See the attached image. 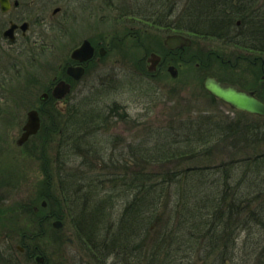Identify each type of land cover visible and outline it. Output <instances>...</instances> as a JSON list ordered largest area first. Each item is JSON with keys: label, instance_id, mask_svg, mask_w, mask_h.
Returning <instances> with one entry per match:
<instances>
[{"label": "rangeland", "instance_id": "rangeland-1", "mask_svg": "<svg viewBox=\"0 0 264 264\" xmlns=\"http://www.w3.org/2000/svg\"><path fill=\"white\" fill-rule=\"evenodd\" d=\"M87 1H89L88 6H86ZM96 1L99 7L98 13ZM189 1L71 0L69 38L64 41V45L54 48L35 47L32 52L31 48H25V54L18 61L10 60L7 72L11 76L9 84L11 92L0 95L4 98V101L0 100V111H3L0 117V264H45V262L46 264H95L76 238L74 227L70 223L71 219L62 204L57 187L59 176L62 178L65 176L62 172L64 170L59 169L60 166L66 167L67 173L70 172L68 169L78 168L77 166L87 159L82 154H76L75 158L73 160L70 158L69 161L63 147L67 131L73 129L76 135L78 129L84 130V124L76 128L69 124L65 126L67 120L72 122L68 117L71 116L73 109L74 112L82 111L83 107L79 105L82 99L83 101L96 99L102 108L113 106L116 110V113L113 112V115L105 120L107 127L106 131H103L104 135L92 138V142L83 141V139H91L84 136L81 137V142L73 144V146L80 144L82 149L93 144V147L97 148L95 150L99 151V154L93 152L88 154L91 164L86 161L81 170L78 168L79 170L75 172L83 173L85 177L94 181L99 179L98 182L105 179L101 196L99 193L100 197L109 196L106 190L113 185L112 194L118 200L121 191L112 184L114 181L112 182L107 175L113 174L115 170H124L123 172L130 178L139 173H152L154 176L158 175L157 178H161L160 175L163 177L167 172L192 166H217L233 158L243 159L244 156L254 158L264 154V136H262L254 142L255 138H252L248 145H242L241 142L231 144L227 141L223 142L225 144L223 148H220L219 144L215 145L210 153L201 157L203 159L187 158L154 164L138 158L141 153L157 154L166 150L164 133L168 134L166 130L169 129L166 125L170 119V123L176 127L175 118L186 117L195 110H209L213 114L223 113L231 118L239 116L229 106L211 99V96L205 93L203 83L207 76L237 81L254 90L264 99V74L254 64L245 60L236 64L238 59H245L248 52L217 39L189 37L192 41L191 46L184 48L183 53L179 54L183 62H180L181 59L176 61L179 71L176 79L165 71L163 75L153 78L151 75L155 71L145 70L138 64V59L149 51L163 52L164 39L171 33L151 27L142 42H136L137 40L127 35L131 36L132 33L138 32L137 28L144 30V27L142 23L125 20L122 17L124 12L137 10V13L142 15L145 11L149 16L153 14V10H157L163 16V21L159 24L166 22L175 24L181 21L180 18L184 15ZM59 3L64 5L62 1ZM49 13L51 15V12ZM99 32L108 51L102 62L96 68H92V71L90 69L87 72L85 78L76 85L67 98V103L70 109L72 108L71 112L67 110L63 114L53 110L50 113L52 116L46 114L44 117L46 122L53 118L55 123L53 125L52 122L45 123L38 136L23 145H18L27 113L39 106L37 101L42 94V88L45 87L44 83H48L54 76L58 62H66L70 50L81 39L84 37L94 39ZM7 56H10L8 52H5V56H0V63L7 64ZM251 57H255V54L252 53ZM31 58L35 59L32 62L27 61ZM148 65L150 66L149 62ZM142 69L144 73L141 72ZM20 82H23V85ZM92 91L100 95L88 96L87 94ZM254 118L248 116V120L256 124ZM45 128L48 130L46 131ZM71 165L72 167L67 168ZM108 180L110 181L107 182ZM260 201L264 202V196ZM118 202L120 203L113 211L117 220L125 209L123 201ZM48 212L51 214L59 212L61 219H45ZM165 213L168 218V212ZM56 221L62 223L61 228L53 227ZM245 222H249L251 227L253 224V228L250 232L235 230L238 238L241 237L242 244L233 253L232 260L226 261V264H264V224L251 220ZM160 227L157 222L155 230L157 234ZM3 234H8L11 239L4 240ZM24 235L27 236L26 243L37 248L41 257H44L42 261L38 262L36 258L31 260L27 253H21L22 251L18 249V246L23 247L21 239ZM145 249H150L149 243L146 244ZM148 252L143 255V264H147L151 257ZM205 257V252L196 253L195 264H208ZM140 262L142 263V259Z\"/></svg>", "mask_w": 264, "mask_h": 264}, {"label": "trees", "instance_id": "trees-1", "mask_svg": "<svg viewBox=\"0 0 264 264\" xmlns=\"http://www.w3.org/2000/svg\"><path fill=\"white\" fill-rule=\"evenodd\" d=\"M160 13L153 10L147 16L145 11L142 15L137 10L125 11L122 17L142 24L149 22L152 28L193 38L217 39L239 50L264 56V0H190L181 23L175 24H159L163 21ZM87 95L100 94L92 91ZM82 101L79 104L82 111L73 109L68 119L74 122L68 124L76 128L88 121L91 129H78L76 135L71 129L65 133L66 143L63 142L69 161L76 154L87 158L77 166L80 170L86 161L91 164L88 154H99V151L93 144L84 150L80 144H73L81 142L84 136L91 139L83 141L92 142V138L104 135L106 118L116 113L113 106L104 109L96 99ZM96 105L100 111L94 110ZM238 115L231 118L223 113L195 110L186 117L175 118L176 127L170 119L166 125L168 134L164 133L166 150L157 154L141 153L138 158L154 164L203 159L215 145L223 148L226 141L248 145L252 138L254 142L264 136L263 118H254L256 124H253L245 114ZM60 168L65 173L63 178L59 176L57 186L62 204L79 244L95 264H143L146 251L151 256L147 264H195V254L199 252H205L208 264H226L242 244L235 230L250 232L253 224L251 227L246 220L264 224V202L260 201L264 196V154L233 158L217 166H192L167 172L161 178L152 173L134 174L130 178L124 170H115L107 175L121 191L118 201H123L125 209L118 220L114 218L115 207H110L113 185L106 190L109 196L100 197L105 179L98 182L99 179L94 181L75 172L78 168L68 169L67 173L66 167ZM51 218L61 219V215L48 212L45 219ZM157 222L161 225L158 234ZM147 243L149 250L145 249ZM40 254L38 250L37 255Z\"/></svg>", "mask_w": 264, "mask_h": 264}, {"label": "flooded vegetation", "instance_id": "flooded-vegetation-1", "mask_svg": "<svg viewBox=\"0 0 264 264\" xmlns=\"http://www.w3.org/2000/svg\"><path fill=\"white\" fill-rule=\"evenodd\" d=\"M63 2L64 5H59V2ZM71 0H0V56H5V52L9 53L10 56H7V64L6 62L0 63V95L8 94L11 92V88L9 86L11 81V76L7 72V68H9L10 60L12 62L18 61L21 56L25 54V48H31L30 51H34L35 47L43 48L45 46L49 47H57L60 45H64V41L68 40V26L70 23L71 18V7H70ZM89 1L86 2V6H88ZM97 3V1H96ZM97 13L99 12V7L97 3L96 7ZM51 12V15L50 13ZM64 22V23H63ZM63 25H60L62 24ZM141 24V23H139ZM142 26L144 30H138V32H134L128 37H131L133 40H137L136 42L141 43L142 39L146 36L147 31L151 28L149 22L143 23ZM62 27V29H59ZM96 28V26H94ZM143 32V33H141ZM164 32H170V35H181L180 33L173 32L170 30H164ZM50 33V34H48ZM63 33V35H61ZM168 36V35H167ZM166 36V37H167ZM68 37V38H67ZM164 39V50L161 53L151 52L149 51L148 54L145 53L138 62L139 65H142L143 69L149 70V56L152 54H156L160 57V61L155 69V73L151 75V77L156 78L158 75H163L164 71L167 72L173 79H176L179 75V71L176 67V61L180 60L183 62L180 53H183L184 49H176L170 50L165 46ZM71 41V39L69 40ZM85 42H89L92 48V57L86 61H81L78 59H73V53L78 50ZM107 46L104 45V39L102 34L99 32L95 36L94 39L90 37H84L79 41V43L70 50L69 57L67 58L66 62H58L57 69L54 72V76L50 79L47 83H44L42 88V94L37 101V105L32 110L38 112L41 128L42 131L43 126L45 123H51L52 125L55 123L53 118H50L46 122L45 115L48 114L52 116L50 113L53 110H60L61 112L65 113L68 111L71 112L72 108L70 109L69 103H67V98H69L70 94L74 91L76 85L80 83L87 72L92 68H96L104 59L105 54L107 53ZM150 54V55H149ZM251 52H248V56L237 60V65L240 63L241 60H245L250 64H254V66L260 69V72L264 74V56L263 55H255V57H251ZM32 57H36V55H32ZM35 58L27 59V61L32 62ZM175 65V66H174ZM15 67V65L13 66ZM170 68H174L175 73L174 75L170 72ZM69 69L75 70H83V76L80 80H76L69 74ZM144 73L145 71H143ZM140 72V73H141ZM141 73V74H142ZM149 72L147 71V74ZM149 75V74H148ZM149 75V76H150ZM145 76V75H143ZM264 78V77H263ZM221 81V80H220ZM227 80H223L225 82ZM228 83H233L239 85L242 89L253 93L256 97L260 100L264 101L254 90L248 89L247 87L243 86L237 81H227ZM23 85V82H20ZM60 83H65L70 85V93L69 95L64 98L63 100L56 99L54 97V91ZM91 84V83H90ZM102 86V83H100ZM12 86V85H11ZM100 88H97V90ZM1 101H4V98L0 97ZM3 111H0V117L2 116ZM70 112H68L70 114ZM71 115V114H70ZM245 115L248 117L245 113ZM253 117L252 115H250ZM259 118V117H255ZM71 120V119H70ZM74 120H72L73 122ZM27 122V119H26ZM25 122V124H26ZM71 121L67 120L66 124L70 123ZM24 124V125H25ZM65 124V125H66ZM39 134V133H38ZM38 136V135H36ZM33 136V137H36ZM31 137V138H33ZM30 138V139H31ZM29 139V141H30ZM28 141V142H29ZM13 237V236H12ZM2 238L8 241L10 240V236L8 234H3ZM15 239H18L15 237ZM27 236L24 235L21 239L22 241V248L18 246V249L22 250L21 253H27L28 257L33 260L36 258L38 260L37 251L38 249L35 247H31L28 243H26ZM7 248V247H6ZM5 248V249H6Z\"/></svg>", "mask_w": 264, "mask_h": 264}, {"label": "water", "instance_id": "water-1", "mask_svg": "<svg viewBox=\"0 0 264 264\" xmlns=\"http://www.w3.org/2000/svg\"><path fill=\"white\" fill-rule=\"evenodd\" d=\"M191 43L192 41L190 38L180 35L168 36L165 40V45L171 50L190 47ZM72 57L73 59L81 61L90 59L92 57L90 43L85 42L82 47L73 53ZM159 61L160 57L156 54H152L149 58V70L155 71ZM169 70L174 75L175 69L170 68ZM69 74L76 80H80L83 76V70L69 69ZM204 88L212 96L235 110L264 117V102L257 98L253 93L243 90L238 85L223 83L216 78L209 76L204 81ZM69 93L70 85L60 83L54 91V97L63 100ZM40 127L41 124L38 112L35 110L29 112L28 122L23 129L21 138L18 140V145L25 144L31 136H34L39 132ZM54 227L59 229L62 227V223L57 221L54 223ZM42 260V258H38V261Z\"/></svg>", "mask_w": 264, "mask_h": 264}, {"label": "bare ground", "instance_id": "bare-ground-1", "mask_svg": "<svg viewBox=\"0 0 264 264\" xmlns=\"http://www.w3.org/2000/svg\"><path fill=\"white\" fill-rule=\"evenodd\" d=\"M94 110H95V111H100V109L98 108V105H96V106L94 107ZM89 129H91V126H90V124L88 123V121H86V122L84 123V130H89ZM158 189L161 190V187H159ZM109 199H110V201H111V205H110L111 208H114L118 203H120V202H118L117 198H116L115 196H113V194L109 197ZM220 216H221V215H220ZM220 218H221V217H220ZM217 220H219V219H217Z\"/></svg>", "mask_w": 264, "mask_h": 264}]
</instances>
